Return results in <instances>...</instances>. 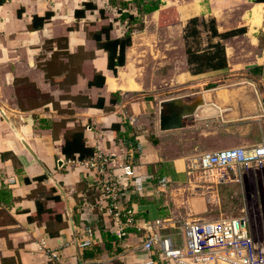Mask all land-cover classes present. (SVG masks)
Segmentation results:
<instances>
[{
	"label": "crops",
	"instance_id": "crops-1",
	"mask_svg": "<svg viewBox=\"0 0 264 264\" xmlns=\"http://www.w3.org/2000/svg\"><path fill=\"white\" fill-rule=\"evenodd\" d=\"M126 2L141 22L122 21L113 0H0V264H145L150 257L144 230L119 236L98 210H82V194L94 201L95 193L89 169L67 163L79 156L72 145L76 159L64 152L76 133L94 153L118 160L128 145L141 146V188L128 193V204L140 220H172L161 233L176 245L182 240L174 221L218 219L205 216L221 178L212 172L194 185L201 155L264 142V2L160 0L150 13ZM88 3L97 8L77 16ZM196 17L215 19L220 33L245 30L224 39L200 26L194 48L221 41L227 68L192 73L185 30ZM109 23L112 39L134 29L116 71L93 36ZM199 92L212 115L160 129L162 101L192 100ZM82 212L95 228L87 249L66 217L71 213L80 226Z\"/></svg>",
	"mask_w": 264,
	"mask_h": 264
},
{
	"label": "built area",
	"instance_id": "built-area-1",
	"mask_svg": "<svg viewBox=\"0 0 264 264\" xmlns=\"http://www.w3.org/2000/svg\"><path fill=\"white\" fill-rule=\"evenodd\" d=\"M119 8L116 7L118 13ZM140 150V145L131 144L128 145L126 158L122 160L116 159L113 154L95 152L87 159L67 161L89 169L92 177L89 187L95 193V200L91 201L88 195L82 194L83 211L87 208L98 210L113 223L112 231L119 236L126 235L129 228L144 230L143 250L150 255L145 264H164L166 261L174 264H264V244L254 241L244 218L174 221L181 233V245H176L171 237H164L161 233L167 224H173L172 220H140L127 201L128 193L141 188L135 180L138 176L135 156ZM60 162L65 161L60 159ZM262 163L264 142L206 152L199 159V168L213 171L228 166L249 168ZM168 181L167 177H163L159 182L165 184ZM82 216L79 226L71 213H66L69 224L76 232L78 246L87 249L95 242V228L87 225L89 219L84 213ZM58 256V253H52V258L59 259Z\"/></svg>",
	"mask_w": 264,
	"mask_h": 264
},
{
	"label": "trees",
	"instance_id": "trees-1",
	"mask_svg": "<svg viewBox=\"0 0 264 264\" xmlns=\"http://www.w3.org/2000/svg\"><path fill=\"white\" fill-rule=\"evenodd\" d=\"M263 1L264 0H257ZM136 2L138 10L140 13H150L157 10L160 5V0H134ZM142 3L143 6L141 5ZM113 4L119 8V15L122 21L127 20L129 24H134L141 22V20L136 17L134 12L128 7L126 1L113 0ZM142 6V7H141ZM97 8L94 4H86L84 9L77 11V16H85V11L87 9ZM102 17L106 18V13L102 11ZM200 26L208 28L211 32L212 37L228 38L235 36L239 33H243L244 29L231 30L225 33H220L217 29L215 19H211L208 22L205 19H200L198 17L193 18L189 21L185 30V40H186V51L188 57V63L193 74H203L209 70H220L228 67L227 54L225 45L221 42L210 41L207 47L203 50L194 48L192 42L196 41L201 37L202 30ZM113 28V24L109 23L104 26L99 32L94 33V38L98 41V45L104 48L109 54V66L110 68L117 70V66L124 65L126 57V48L132 43V32L133 28L130 26L126 34L121 38L112 39L110 37V32ZM106 34V39H102V35ZM193 40V41H192ZM213 86V85H210ZM114 129L119 131L120 126H114ZM77 137H83V134L76 133L72 136V140L66 141V146L64 152L67 156H71L73 159L76 157L74 153L69 151V145L78 149L79 156L78 159H84L85 157L91 156L94 152L92 149L85 147V142H79ZM76 159V158H75Z\"/></svg>",
	"mask_w": 264,
	"mask_h": 264
},
{
	"label": "rangeland",
	"instance_id": "rangeland-1",
	"mask_svg": "<svg viewBox=\"0 0 264 264\" xmlns=\"http://www.w3.org/2000/svg\"><path fill=\"white\" fill-rule=\"evenodd\" d=\"M192 44L197 46L194 41ZM229 78L231 77H225ZM215 171L222 174L215 184V189L218 190L217 200L210 203V210L205 217L244 218L254 241L264 244V163L249 168L228 166ZM208 172L210 171L195 168L194 185L199 187L206 175L210 179Z\"/></svg>",
	"mask_w": 264,
	"mask_h": 264
},
{
	"label": "water",
	"instance_id": "water-1",
	"mask_svg": "<svg viewBox=\"0 0 264 264\" xmlns=\"http://www.w3.org/2000/svg\"><path fill=\"white\" fill-rule=\"evenodd\" d=\"M192 100L185 97H174L160 104V129L163 131L186 128L195 125L196 118H205L213 112L211 106H205L201 92L194 95Z\"/></svg>",
	"mask_w": 264,
	"mask_h": 264
},
{
	"label": "bare ground",
	"instance_id": "bare-ground-1",
	"mask_svg": "<svg viewBox=\"0 0 264 264\" xmlns=\"http://www.w3.org/2000/svg\"><path fill=\"white\" fill-rule=\"evenodd\" d=\"M256 11H257V10H256ZM257 13H259V12H257ZM260 16H261V15H260ZM260 16H258V17H259V19H260ZM257 19H258V18H257ZM212 172H215V173H217V176H218V177H221V175H222L221 173H219V172H216L215 170H213V171H210V172H208V173L210 174V173H212Z\"/></svg>",
	"mask_w": 264,
	"mask_h": 264
}]
</instances>
